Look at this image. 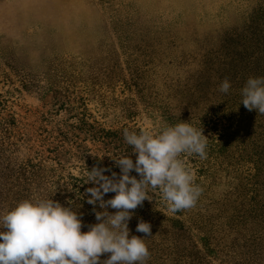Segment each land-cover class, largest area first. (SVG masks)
<instances>
[{
  "label": "rangeland",
  "instance_id": "1",
  "mask_svg": "<svg viewBox=\"0 0 264 264\" xmlns=\"http://www.w3.org/2000/svg\"><path fill=\"white\" fill-rule=\"evenodd\" d=\"M263 23L264 0H0V216L51 198L87 232L97 220L86 173L135 162L124 131L190 122L209 139L207 159L182 157L203 189L196 206L166 213L150 191L131 235L147 238L136 227L151 224L147 264H264V225L246 216L264 211L261 131L236 74Z\"/></svg>",
  "mask_w": 264,
  "mask_h": 264
},
{
  "label": "clouds",
  "instance_id": "2",
  "mask_svg": "<svg viewBox=\"0 0 264 264\" xmlns=\"http://www.w3.org/2000/svg\"><path fill=\"white\" fill-rule=\"evenodd\" d=\"M227 78L219 90L228 93ZM242 103L249 111L264 115V77H250L242 89ZM133 147L135 162L129 156L113 159L120 174L104 173L108 168L88 170L87 203L93 205L97 223L83 232L82 214L53 199L24 200L0 216V264H147L151 253L145 240L131 235L129 221L134 210L150 191L159 190L166 213L176 214L196 206L203 189L196 184L195 172L184 155L207 159L209 139L203 128L181 121L165 127L159 134L124 131ZM135 172L138 176L131 175ZM114 193L111 199L105 195ZM103 211H96V206ZM115 209L110 213L107 209ZM136 231L151 237V224L140 220ZM110 254L106 260L100 257Z\"/></svg>",
  "mask_w": 264,
  "mask_h": 264
},
{
  "label": "trees",
  "instance_id": "3",
  "mask_svg": "<svg viewBox=\"0 0 264 264\" xmlns=\"http://www.w3.org/2000/svg\"><path fill=\"white\" fill-rule=\"evenodd\" d=\"M263 29V30H262ZM249 44L252 46H248L249 55H248V63H240L238 61L237 64H240L242 68L240 69L239 73L236 72V74L239 75L238 79L240 81H243L240 86V93L241 98L240 102L242 103V89L245 86L247 80L252 78H258V77H264V23L261 24V26L258 29H255L254 32L251 33V38L249 39ZM243 105V104H242ZM251 113L254 116V119L250 120L252 123L257 122L258 127L257 129H260V133L256 135V137L253 138L254 141H261L257 142L255 145L256 151H254V156L256 158L262 157L264 155V115L259 114L255 110ZM260 158H258L259 160ZM263 165L261 166V168ZM260 170V169H259ZM249 215H246L247 217H252V221H256V223H260L264 225V211L257 208V205L248 212ZM244 222H247V219L242 217V221L239 224H243ZM153 233L155 234V230H153ZM149 239V243L146 244L151 247L149 248V251H152V245H154V239L153 237H147Z\"/></svg>",
  "mask_w": 264,
  "mask_h": 264
}]
</instances>
